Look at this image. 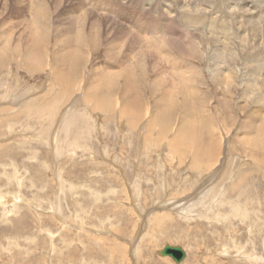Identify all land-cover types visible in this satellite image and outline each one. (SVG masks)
I'll return each instance as SVG.
<instances>
[{"label": "rangeland", "instance_id": "obj_1", "mask_svg": "<svg viewBox=\"0 0 264 264\" xmlns=\"http://www.w3.org/2000/svg\"><path fill=\"white\" fill-rule=\"evenodd\" d=\"M19 1L0 0L1 48L6 45V38L13 33H9L13 22L19 24L15 13L17 8L25 7L26 4ZM175 1L114 0L113 4L119 8L116 9L115 15H108V18L136 32H139L138 28L152 29L153 26H159L163 29V37L167 38L165 40L175 44L173 46L189 44L187 47L190 54L187 56L164 49V56L161 52L159 57L160 61L164 59L160 66L168 69L180 61L191 71L190 77H194L181 81H188L183 87L180 86L181 94L187 100L192 94L195 95V106L198 110L195 115L211 119V131L214 134L218 132L221 136L222 133L217 119H226L227 124L223 126L229 132L228 138L225 139V152L222 149L224 167L220 172L210 174L212 170L209 167L210 171L198 169L200 165H207L202 162L205 160L203 157L197 158L198 163L201 161L199 165L191 158L190 165L187 155L180 157L182 163L179 165L176 160L178 157L173 156L170 149L168 152L164 150L167 137L158 133L160 130L156 123L141 132L140 128L145 124L141 119L146 118V112H140V120L137 119L139 123L130 125L126 123L127 118L132 119L130 115L119 114L114 118L109 115L108 119L102 111H97L92 106V102L83 96L82 91L73 90L72 97L66 102L71 96L69 91L61 88L62 85L58 81L52 80L51 72L55 70L53 64L58 59L56 56H59L56 51L59 53L60 47H54V37L49 35L50 44L47 45V50L51 55L47 60L48 63L53 61L50 63H53V70L50 68L52 65L41 73L23 71L24 69L15 64L0 65V111L8 107L0 113V264H176L169 257L159 256L158 253L166 245L180 247L184 251L185 258L178 264H264V160L261 159L258 163L257 158H253V155L264 157L259 153L264 152V147L257 151L241 145L236 140V137L242 136L241 128L247 120V115L258 105L254 103H257L259 96L254 95L255 97L248 99L246 95L243 96L246 81L242 80V84L237 73L239 61H245V56L251 51H246L248 48L240 52L232 50L233 57L231 60L227 58L231 63L229 67L219 64V70L215 72L208 66V53H204L206 41L210 40L213 45V40L201 30L205 25L208 26L209 19L214 24L230 20L227 23H233L234 28L229 31V35L232 34L230 41L233 45H240L239 39L235 38L237 25L230 12L236 4H233V0H207V4L204 0H181L194 8L197 7L191 13L197 15H194L192 27L182 22L183 16H178L175 9L179 1ZM88 6L87 4V9ZM254 7L256 9H253V14L247 13V17L251 18L253 15V20L260 22L264 27V2L256 3ZM101 13L105 18L104 12ZM179 21L183 26L179 25ZM13 31L14 34L9 40L11 50H2L4 57L12 53L26 58L28 55L24 44L21 43V48L15 47L18 46V41L14 40L16 29ZM87 33L88 31L85 32ZM190 34L195 38L190 39L188 43L182 41L190 38ZM97 37L93 44L96 43V47L90 46L93 50L88 46L85 37L76 44V50L91 53L87 64L80 69L79 77L85 84H82L83 88L91 82L93 68L101 65L102 69L105 64L118 67L120 59L129 52H123L118 59L112 60L114 64L110 65L107 60L112 40L109 41L104 35ZM177 37L182 40L177 42ZM46 38L43 35L40 40L47 41ZM153 39L165 42L157 36ZM40 40L43 45L46 44L45 40ZM13 48L19 50L18 53ZM220 48L218 49L224 50V47ZM218 53L223 54L221 51ZM130 55L137 62L142 57L139 53ZM13 57L12 55L9 59H14ZM236 58L239 59L238 62ZM15 60L17 59L15 58L14 62ZM144 63V66H140L142 69L133 68L129 72L134 85L139 89L138 97L126 89L123 72H120L119 78L115 76V79L102 83L108 84L107 91L112 95L118 94L121 103L128 104L132 95L139 100V104L148 103L151 108L147 113L149 117H153L155 112L152 110L158 105L159 97L166 99L167 95L163 90L164 86L154 82L158 77L156 71L149 70L148 59L144 60ZM247 65L249 66L248 63ZM225 68L229 73L226 74ZM176 70L180 75L177 66ZM213 73L215 75H211ZM216 73L232 77L231 81L226 80L230 86L226 85L224 79H219ZM178 83L173 84V91L171 95L168 94L170 104L176 101L174 114L171 115L172 123L174 122L172 134L179 128L183 115L188 114L183 112V107L181 110L175 109L177 102L182 98L180 93L178 94ZM50 88L54 90H50L52 92L46 97L44 91ZM99 89H91V92H97ZM122 93L127 96H124L126 99ZM15 99L19 102L16 104L18 111L17 107L12 105ZM51 100H56V107L54 102L47 104V107L46 103ZM263 101L261 99L259 107L254 109L264 111ZM41 105L45 107L42 108ZM71 106L77 114L75 113L68 126L63 125L62 129L66 132L62 129L58 131L63 113ZM43 110L44 114L41 113ZM215 113H218L219 117H216ZM228 113L231 118L226 117ZM51 116L52 119L49 118ZM194 125L202 132H206L209 127L200 122ZM214 126L218 128L217 131ZM46 127H50V130H47L45 137L40 136V131L47 129ZM147 130L150 131V138L145 137L144 131ZM139 131L141 138L138 141ZM261 133L264 136L263 129ZM142 138L147 139L146 142ZM144 144L152 145L154 149H148ZM217 166L216 164L212 169L215 170ZM238 181L240 185L237 184L235 189L233 186ZM183 192L185 193L182 194ZM193 193H196V198ZM166 205L168 207H165ZM164 214L166 215L162 216Z\"/></svg>", "mask_w": 264, "mask_h": 264}, {"label": "bare ground", "instance_id": "obj_2", "mask_svg": "<svg viewBox=\"0 0 264 264\" xmlns=\"http://www.w3.org/2000/svg\"><path fill=\"white\" fill-rule=\"evenodd\" d=\"M113 1L114 0H112V1L111 0H89V1L87 0V1H82V2L80 0L79 1L78 0L77 1L76 0L75 1L74 0H20L19 2L26 3V4H25V7L17 8L18 11L15 14L17 15V18L19 19V22H18L19 24L16 25L12 21L13 22L12 28L16 29V31H15L16 33L14 35V40L18 41V46H15V47L21 48V43H23L24 44L23 47L25 48V52L27 53L28 56L26 58H21L17 54L14 55L11 53L10 55H8L6 53L7 56L4 57L2 50H6V49L10 48V46H9L10 41L9 40L11 39V37L14 34V31H13L14 29L11 28L9 33H11V31H12L13 32V33H11L12 35H10L6 38L7 39V42H5L6 45L3 44L5 46L3 48L0 47V65H5L7 63L15 64V65H18V67H20V69H24L23 71L29 70V72L41 73L42 71L46 70L48 67H50L53 64V63L50 64L53 61L48 63L49 60H47L48 57H50V55H51L48 53V50H47V45L50 44L49 43L50 42L49 35H50V37H52V38L54 37L53 38L54 39L53 42H55L54 47H60L59 53L56 51V53L59 56H56V57H58V59H56V57H55V59L57 61H56V63L54 62L55 64H53L55 66V70H54V72H51L52 80L58 81L62 85V87L60 86L61 88H66V90L69 91V93H70L69 95H71V96L68 99H66V102L72 97L71 92L73 90L75 91V89H76V92L82 91L83 96L86 99H88L89 102H92V106L94 108H96L97 111L98 110L102 111L103 114H105L107 117L109 115H111L114 118L116 116L118 117L119 114H122L123 116L127 115V114L130 115V118H132V119L127 118L129 121L127 120V122H126L130 125L131 124L136 125L137 123H139V122H137V119L140 118V112L141 111L144 113L146 112V116H145L146 118L141 119V121L144 120L143 123L146 124V125L141 124L142 126H144V127L140 128L141 132H143V130L146 129V127L149 128V125L156 123L159 126V130H160V132L158 131V133L165 136V138L167 137V143H166L167 146H166V148L164 146V150H166L168 152V149H170L173 152V153L171 152L173 154V156L178 157V158H176V160L179 163V165L182 163L180 161V157H184L187 155L188 158H190V161H189L190 163L192 162L191 158L196 163H198L197 158L203 157L205 159L204 161L201 158L200 159L202 160L203 163H207V165L205 167L200 165V166H198V169L201 168L203 171L212 170V172L210 171V174H214L213 172H217V173L220 172L222 170V168L224 167L223 150L225 149V146H227V144H225V139L228 138L227 134L229 132V131L227 132L225 130L226 127L224 128V126H223V125L227 124L226 119H225V121H223V118L217 119L218 124H219L218 127L221 128L223 134L221 133V136L218 135L219 134L218 132L217 133L215 132V134H214L213 131H211V128H213V121L209 118L204 119L200 116L195 115L198 112L197 107L195 106V104H197V102L194 100L195 95L192 94L190 96L189 100H187V99L183 98V96L181 94V87H183V85L188 82V81H185V82H181V81L184 78L187 80V79L194 77V76L190 77L191 71H189L188 68H186L183 64H181L180 61L176 65L179 69L180 75L176 73L178 71L176 70V66H174V65L173 66L175 68L170 67L168 69H164L163 66H160V65H162L161 61L163 62L164 59L160 61L159 57L161 55V52H162V54L164 53L163 52L164 49L167 48V50L169 52H175L176 51L182 56H187L188 54H190L189 48L187 47L189 44L187 46L185 45L186 43L184 44V46L180 45V44L177 46H173L175 44H172L170 41L165 40L167 38H165V36L163 37V35H162L163 29L160 28L159 26H153L152 29H150V28H144V29L138 28L139 32H136V31H131L129 29H126L124 26H122L116 22H113L112 19L110 20V18H108V15L109 16L115 15V11H117L116 9L119 8L116 4H113ZM178 1H179V3H178V6H176L175 10L178 11L179 17L183 16L184 21H182L183 20L182 18H181L182 19L181 21L183 23H188V24L192 25V27H194V19H195L194 15L196 13H194V15H192L191 13L193 12V9H196L197 7L194 8L189 3H186V2L183 3L182 2L183 0L182 1L178 0ZM175 2H177V0ZM204 2L206 3L207 0H204ZM263 2H264V0H233V4H236V5L232 6V10H230V12H231V16L234 18L233 21L237 25V27L235 29V33H236L235 38L239 39L240 45H235V44L233 45V43L230 41L232 34L229 35V31L231 29H234L233 23H227L230 20L218 21V24L217 23L214 24V23H212V21L210 22V19H209L208 26L205 25L203 28H201V30H203L202 32L205 33L207 36L210 35L212 40H213V45H211V43L209 42L210 40L206 41V47H205L206 49H205L204 53L205 54L208 53V66H210L213 69V71H215V72L219 70V64H222V65L224 64L225 66L229 67V65L231 63H229L230 61L227 58H229L231 60V58L233 57V55L231 53L232 50H236V51L240 52L242 49L248 48V49H246V51H251V52H248L249 55L245 56V59H246L245 61H239L240 65L237 66V68H238L237 73L242 78V79L240 78L241 83H242V80L246 81L244 83L245 86L243 85L245 87L244 92L242 93L243 96L246 95L245 97H247V99L249 97L251 98L254 95L259 96V99H256L257 103H254V105L255 104L259 105L260 100L261 99L264 100V38H263L264 37V27L261 25L260 22H258L259 23L258 24V23H256V21L253 20V18H254L253 15L251 18L247 17L248 16L247 13H250L253 11V9L254 10L256 9V7H254L256 3L262 4ZM62 4H67V6L64 7V5L62 6ZM87 4L89 5L88 6L89 9L86 8ZM18 6H24V5H18ZM31 6H32V8H31ZM250 7H252V9ZM210 10H211V8H210ZM98 12H100V13H98ZM101 12H104V16H106L105 18L103 17ZM252 14H253V12H252ZM195 16H197V15H195ZM231 16H229V17H231ZM178 23L180 26H183L182 25L183 23H180V21ZM226 23L228 25H226ZM213 24H214V26H213ZM48 25H49V28H48ZM126 25H128V24H126ZM129 25H130V23H129ZM202 26H203V23H202ZM186 27H188V26H186ZM196 27H197V25H196ZM149 29H150V31H148ZM86 31H88L87 34H85ZM196 31H197V28H196ZM181 34H183V33L181 32ZM43 35L47 37L46 38L47 41L45 39H42V40L46 41V44H44V45L42 44V42H39L40 38ZM97 35L99 36V38L101 37V35H104L106 38L109 39V41L112 40L110 50L108 52V55H109L108 60H107L108 64H110V63L112 64L113 63L112 60L118 59L119 55H121L126 50H129V52H128V54H126V56H124L122 59H120V63H118V65H119L118 67H113V65L108 66L107 64H105L106 66L104 65L103 66L104 68H102V69L100 68L101 65H100V67L93 68V71H92L93 78L91 77L92 80L89 83V85L87 84L88 86L83 88L82 84L84 86H85V84H84L83 80L80 79V77H79V74L81 71L80 69H82L87 64V62L89 61L91 53H85L84 52L85 50L84 51L82 50L84 52L83 53L81 51V49L76 50V48H77L76 44L77 43L79 44V42L82 40V38L85 37V39L88 40V42L86 41L88 43V46L94 47L96 45V43H95V45H93V44H94V40L97 37ZM190 35H189L190 38H188L187 40H182V39L181 40L188 43V41H190V39H192L194 37V36H192V34H190ZM201 35H203V34H201ZM156 36L160 39H164L165 42L161 43L159 40L153 39V37H156ZM176 39L178 40V37ZM198 39H200V38H198ZM217 39H220L221 41H219ZM42 40H40V41H42ZM179 40L177 42H179ZM205 40H207V39H205ZM203 44L205 45V42ZM1 45L2 44H0V46ZM106 45H108V44H106ZM204 45H202V46H204ZM91 47H90V49L93 50ZM220 47H222V49L224 47V50H220L221 49ZM218 48H220V49H218ZM10 50H11V48H10ZM14 50L17 53L19 51L17 49H14ZM218 51L223 52V54L218 53ZM13 53H14V51H13ZM135 53H139L142 56L140 61H138V62L136 61V59H133L132 56L130 55V54H135ZM235 54H236V52H235ZM12 55L17 59V60H15V62H14V59H15L14 57H13L14 59H12V58L9 59V57ZM135 56L137 57V54ZM163 56H164V54H163ZM165 56H166V53H165ZM243 56H244V54H243ZM2 57H3V59H2ZM52 58H53V56H52ZM169 58H170V56H169ZM146 59H148V61L150 62L149 70L150 71H156V76L158 77V79H155L156 81H154V82L156 84H158L159 86H162V87L164 86L163 90L167 95L166 99L159 97L160 99L158 101V105L156 104L155 110L154 109L152 110L155 112L153 117H149V115L147 113L149 108H151V106L148 107L149 106L148 103L147 104L146 103L145 104H139V100H136V97H133L134 95L131 96L130 94H129V96H131L132 99L128 100L129 103L128 104L127 103L124 104V102L121 103V101L119 100L120 98L117 97L118 94L112 95L109 91H107L108 90V87H107L108 84L106 83L107 84L106 85V84L102 83L105 81L107 82L108 79H115V76H118V78H119L120 72H123L122 73L124 75L123 79L125 80L123 82L126 83V85L124 84L126 86V89H129V92H134L138 97L139 93H140L139 89H138L136 84L134 85V82L132 80V76L129 72L133 68H134V70H135V68L142 69L141 67L144 66V64H145L144 60H146ZM173 59H175V58H173ZM179 60H181V59H179ZM236 60L238 62L239 59L236 58ZM165 61H166V59H165ZM132 62L136 63V64H132ZM138 63H140V64H138ZM233 63L235 64V62H233ZM247 63L249 64V66L247 65ZM210 64H212V65H210ZM53 65L50 67L52 70L54 69ZM188 67H190V66H188ZM226 71H227V69H226ZM227 73H229V72L227 71L226 74ZM216 74L219 75V79L220 78L224 79L225 83H226V80H228V81L232 80V77L225 76L224 74H220V73H216ZM211 75H215V73H213ZM260 79H261V82H260ZM171 80L174 82H171ZM175 82H177V83L179 82L178 83V86H179L178 87V94L180 93V96L182 97L180 102H177L178 106L176 105L177 107L175 106V109L178 110V108H179V110H181V108L183 107V112H187L188 114L186 116L183 115V119L182 118H181L182 120L180 119V122L181 121L182 122H181L179 128H176L175 132L172 134V131H174V129L172 127L174 122L172 123L173 117L171 115L174 114V103L176 101L174 100L175 102L173 101L170 104L169 100L171 101V99H170V97H168V94L171 95L173 88H174L173 84ZM100 83H102V84H100ZM156 84H154V86ZM226 85L230 86L229 83H226ZM110 86H109V88H110ZM81 87H82V90L80 89ZM97 88L98 89L100 88L97 92L96 91L93 93L91 92L92 91L91 89L96 90ZM154 88H157V87H154ZM85 89L90 91L91 93H88ZM50 90H54V89L50 88L47 91L45 90L46 91V93L44 91L45 96L49 95L50 92H52ZM125 91H128V90H125ZM119 92H121V91H119ZM73 95H74V93H73ZM121 95H123V93ZM124 96H125V94L123 95V97ZM57 97L59 98L60 96L57 95ZM123 97H121V99H123ZM125 97H127V96H125ZM41 98H44V97H41ZM77 98L79 99L80 97L77 96ZM243 99H244V97H243ZM39 100H43V99H39ZM55 101L56 100H54V101L51 100L50 102L48 101V103H46V105L47 104L50 105L52 102H54V105H55ZM190 101H191V103H190ZM252 101H251V104H252ZM12 103H13L12 105H15V106H16V104H19V102H17L16 99L13 100ZM76 104H77V102L75 103V105ZM43 106H42V108H43ZM257 106H255V107L253 106V107L256 108ZM47 107H48V105H47ZM55 107H56V105H55ZM140 107H142V109ZM7 108L4 107V109H2L0 111V113H2ZM26 108H28L27 105H26ZM144 108H145V111H144ZM254 108L251 110L250 115H247V120L245 119L246 122L244 124H242V128H241L242 129V132H241L242 136L236 137V140L243 146H249L252 149H255L257 151H261V149H263V147H264V136H262V133H261L262 129L264 131V114H263L264 111L259 109V108H257V109H254ZM60 109L61 108H59V110ZM262 109H264V108H262ZM16 110L18 111V107ZM44 110L41 113L44 114ZM53 111H55L54 108H53ZM262 111H263V113H262ZM178 112H181V111H178ZM75 113H76V111H75V109H73L72 106L69 109H67L63 113V115L59 121V124H58L59 127L57 130L59 131L60 129L64 128L63 127L64 124L67 125L72 118L74 119ZM214 115L216 117H219L218 113H215ZM45 116H48V115H45ZM227 116H229V113L226 114V117ZM229 117L231 118V116H229ZM49 118L52 119V116ZM108 119H110V118L108 117ZM217 120L215 119L214 121L216 122ZM124 121L125 120H123L122 123H124ZM193 121H194V123H193ZM203 121H205L207 123H205ZM198 122L209 125V127H207L209 131L206 130V132H202L200 129H197L198 127L197 126L195 127L194 124L198 123ZM209 122H211V124H209ZM51 125H52V123H51ZM82 125H84L83 122H82ZM124 125H125V123H124ZM220 125H221V127H220ZM130 127H132V126H130ZM130 127L128 126V128H130ZM49 128L43 129L42 131H40L39 135L45 137L46 136L45 134L47 133V130ZM134 129H135V127H134ZM215 129H216V127H215ZM217 129H216V131H217ZM72 130H73V127H72ZM62 131L66 132L64 129H62ZM144 132H145V137L147 138L148 133H150V131L147 130ZM138 133H140V131ZM151 134H152V132H151ZM152 135L155 136L156 133L153 132ZM223 135L225 138L223 137ZM56 138H57V136L55 137V139ZM140 138H141V133L137 137V140L139 141ZM148 138H150V136H148ZM142 139L145 140V142L147 140L144 138H142ZM151 139H152V136H151ZM149 141H150V139H149ZM226 141L228 142V139ZM145 142H143V143H145ZM153 145H157V144H153ZM145 146L148 147V149H150V148L154 149V147L152 145H145ZM152 149H151V151H152ZM145 150H147V148ZM224 152H225V150H224ZM171 153H167V154L172 155ZM259 153H262L264 155L263 151L259 152ZM253 158L254 159L257 158L258 163H260L261 159H262V161L264 160V157L262 155H258V156L253 155ZM171 160H173V159H171ZM221 160H222V162H221ZM199 163L197 165H199ZM216 164L218 166H217V168H215V170H213L212 167L214 168L216 166ZM190 165H192V163ZM208 167L211 169L208 170ZM243 178L241 180H243ZM237 184L240 185L239 181L233 187L237 188ZM185 192H183L182 194H184ZM195 194L193 193V197L196 198L197 196H195ZM186 199L187 198H185V200ZM132 202H134V201H132ZM171 205L172 204H170V206ZM165 207H168V206L166 205ZM165 215L166 214H164L162 216H165Z\"/></svg>", "mask_w": 264, "mask_h": 264}, {"label": "water", "instance_id": "obj_3", "mask_svg": "<svg viewBox=\"0 0 264 264\" xmlns=\"http://www.w3.org/2000/svg\"><path fill=\"white\" fill-rule=\"evenodd\" d=\"M161 257H169L174 263L178 264L185 258V253L180 247L164 246V248L158 253Z\"/></svg>", "mask_w": 264, "mask_h": 264}]
</instances>
